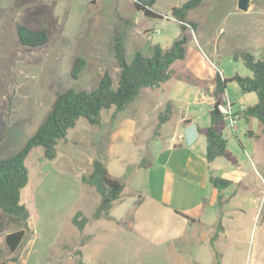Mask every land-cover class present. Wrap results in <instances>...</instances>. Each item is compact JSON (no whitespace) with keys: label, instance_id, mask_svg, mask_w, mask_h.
I'll use <instances>...</instances> for the list:
<instances>
[{"label":"rangeland","instance_id":"1","mask_svg":"<svg viewBox=\"0 0 264 264\" xmlns=\"http://www.w3.org/2000/svg\"><path fill=\"white\" fill-rule=\"evenodd\" d=\"M183 1L186 0H157L154 8L162 15L145 17L134 8L132 0H0V157L14 154L26 143L52 109L58 92L69 88L90 90L103 72L111 76L113 87L117 86L120 69L113 56V39L119 32H125L127 61L136 51L148 55L153 44L166 48L183 35L184 58L172 64L171 78L154 90L156 103L161 110L168 101L173 105L172 121L186 117L189 105L191 116L207 120L214 99L209 90L215 85L216 74L222 78L235 73L252 75L240 60L233 59L234 52L262 56L264 0H251L248 11L239 9L236 0H202L187 16L198 23L196 31H183L171 16L170 8ZM44 18L48 42L31 49L21 45L16 25L34 28ZM124 19L131 25L125 26ZM78 55L85 57L86 65L77 78H72L69 71ZM256 95L242 92L235 81H227L221 99L225 98L224 105L232 103L231 107L238 111L256 102ZM129 105L123 112L126 116L140 112ZM107 113L101 110L99 124L80 117L68 130L66 140L58 142L55 158H45L40 146L29 152L25 160L28 182L20 190V202L29 211L28 230L15 252H9L5 244L10 229L0 230L1 258L6 264H77L78 256L88 264H173L170 245L140 236L132 228L130 216H123L125 209L133 207L137 194H129L122 206L109 211L112 220L91 218L99 195L93 187L82 184L77 173L88 172L96 158L108 163L115 155L118 160L109 164L114 173H121L117 164L126 162L132 167L139 157L138 168L149 162L142 159L140 140L152 123L147 119L143 125L139 123L133 141L122 139L113 144L107 136ZM141 118L137 117L138 121ZM215 128L222 131L227 152L210 163V171L230 181L220 192L222 199L229 201L227 207L234 208L224 214L225 232L236 233L243 240L237 250H232L230 240L217 242L216 249L224 254L222 264H229L231 253L237 261L244 257L245 264H255L264 261L263 126L257 118L247 123L238 117L235 122L225 118ZM155 131L159 132L160 127L156 125ZM152 146L148 143L147 149ZM125 171L119 176L107 172L126 183V190H135L130 182L143 185L141 172ZM236 208L244 212L236 214ZM78 209L90 217L82 230L70 221ZM252 215L254 219L249 224ZM236 217L241 218L239 226ZM178 253L187 264L189 250Z\"/></svg>","mask_w":264,"mask_h":264},{"label":"trees","instance_id":"2","mask_svg":"<svg viewBox=\"0 0 264 264\" xmlns=\"http://www.w3.org/2000/svg\"><path fill=\"white\" fill-rule=\"evenodd\" d=\"M155 1L132 0V3L134 8L142 11L145 17H160L162 13L154 9ZM201 2L202 0H186L171 8L172 18L183 31L188 28L196 29L197 23L188 20L187 16L189 11ZM124 24L129 26L131 22L124 19ZM16 29L20 44L28 49L43 45L49 40L45 18L42 19L38 27L32 28L26 24L18 23ZM124 33H117L113 39V56L120 69L117 86L113 87L111 76L107 72H103L96 86L90 90L69 88L58 92L52 109L30 135L26 143L14 154L8 157H0V230L10 229L5 236V244L9 252L16 251L28 230L29 211L20 202V190L28 182L25 160L32 148L40 146L45 158H55L58 142L66 140L68 130L75 127L80 117H84L91 124H99L101 122V110H109L111 107L124 110L136 98L142 88H158L166 82L173 73L172 64L176 60L184 58L186 41L184 36L180 35L172 40L169 47L163 48L159 43H155L148 55L142 51H136L130 61H127ZM232 57L235 60H240L252 72V75L240 76V74L235 73L229 78H222L219 73L216 74L215 100L209 115L210 124L202 132L206 140L204 156L208 163L227 152L226 139L215 128L225 118L217 105L224 102L218 96L225 93L227 81H235L242 92H256V102L240 109L238 116L247 123L251 118H257L263 126L262 132L264 134V49L260 57H255L249 51L240 50L235 51ZM85 65V57L76 56L71 64L70 76L77 78ZM171 112L172 107L167 104L165 109L158 113L157 127H160L170 118ZM248 132L251 135L254 133L251 129ZM144 165V163L141 164V166ZM80 180L82 184L93 187L99 195V202L94 207L91 218H108L110 208L114 201L120 197L125 184L107 172L101 158L93 160L91 171L87 174H81ZM209 182L222 190L228 186L230 181L209 173ZM89 218L83 214L82 210L78 209L73 213L70 221L73 226L82 230L87 225ZM217 228V230L223 228L219 222ZM214 238L215 236H212L211 239L214 264H220V253L216 249ZM76 253L79 254L80 251L77 250ZM0 264H6V261L1 258V249ZM77 264L88 263L78 256Z\"/></svg>","mask_w":264,"mask_h":264},{"label":"crops","instance_id":"3","mask_svg":"<svg viewBox=\"0 0 264 264\" xmlns=\"http://www.w3.org/2000/svg\"><path fill=\"white\" fill-rule=\"evenodd\" d=\"M156 3L157 0L155 1ZM251 6L250 0L249 9ZM187 19L191 20L188 17ZM160 87L142 88L138 92L136 98L130 103L140 111L135 112L134 116H126L123 113L130 105L124 110H117L114 107L105 110L108 112L105 123L110 127L107 131V136L113 144H118L122 139L133 141L139 123L143 125L146 119L152 123V128L149 126L147 133L140 140L141 149H144L142 150L143 153H141L142 159H148L149 161L146 166L142 167V169L138 168V162L141 157L134 161L132 167H128L126 162L123 165L117 164L121 173L125 169L126 171L132 169L134 174L141 172L143 185H140L139 182H130L136 187L134 188L135 190L123 188L120 197L114 201L110 210L112 211L119 205L122 206L129 194H137V199L132 202L133 207L125 209L123 216H130L133 223L132 228L140 236L156 239L158 244L162 241L170 245L174 256L173 264H184V260L178 253L182 249L189 250L191 257L187 264H214V255L211 249L212 236H215V245L219 244L217 242L230 240L232 242V250H237V244L242 243L243 240L236 233L228 234L225 232L226 228L223 218L234 208L227 207L228 199H222L220 190L209 182L210 163L217 157L209 163L206 161L204 156L206 140L202 132L209 126L210 119L201 120L191 116V105H189L186 117L180 116L172 121L173 117L171 115L160 126V131H155L157 116L161 111L159 106L161 105L156 103L158 98L155 96L154 90ZM214 87L215 85H211L209 90L213 93V96ZM138 96H140V99H138ZM221 96L219 95L218 97L221 99ZM214 100L215 96L212 100V106ZM221 100L224 101L225 98ZM166 104L173 106L169 101ZM229 104L231 105L232 103ZM231 109L233 112H237L232 107ZM136 113L138 114L136 115ZM137 117L143 118L138 121ZM226 119L229 120V118ZM217 130L219 129L217 128ZM219 132L222 134V131L219 130ZM148 143L150 146L153 145L149 150L147 149ZM154 147L156 149L151 151ZM149 157H153V161ZM118 158L115 155L113 159H109L108 163L104 161L106 170L113 176L121 174L114 173L109 167L110 162L116 163L115 160L117 161ZM113 168L115 166H112ZM69 169L73 170V168ZM90 171L91 169L84 174ZM81 174L83 173H77L76 176L80 179ZM124 184L126 187L127 184ZM220 201L222 202L221 204ZM243 212V209L236 208V214ZM112 218L113 214L109 213L108 219L112 220ZM235 219L236 225L239 226L241 218L236 217ZM253 219L254 215L249 217V224L253 222ZM218 222L222 225V229L217 230ZM217 247L219 246L217 245ZM218 252L220 253V264H222L224 254L219 250ZM237 260L238 258L233 253L229 255V264H237L238 262V264H245L244 257H240L239 261ZM255 264H264V261L262 260Z\"/></svg>","mask_w":264,"mask_h":264},{"label":"built area","instance_id":"4","mask_svg":"<svg viewBox=\"0 0 264 264\" xmlns=\"http://www.w3.org/2000/svg\"><path fill=\"white\" fill-rule=\"evenodd\" d=\"M218 109L220 110L221 114L225 116V118H229L230 122H234L235 118L238 117V111L243 108L240 107V109L237 112H233L231 109V105L228 104V106L224 105V103H218L217 105Z\"/></svg>","mask_w":264,"mask_h":264},{"label":"water","instance_id":"5","mask_svg":"<svg viewBox=\"0 0 264 264\" xmlns=\"http://www.w3.org/2000/svg\"><path fill=\"white\" fill-rule=\"evenodd\" d=\"M90 3H94V0H90ZM236 4L242 11H248L250 7V0H236Z\"/></svg>","mask_w":264,"mask_h":264}]
</instances>
